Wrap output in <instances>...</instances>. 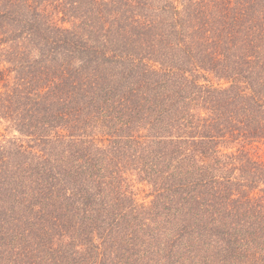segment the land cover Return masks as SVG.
<instances>
[{
	"label": "trees",
	"instance_id": "trees-1",
	"mask_svg": "<svg viewBox=\"0 0 264 264\" xmlns=\"http://www.w3.org/2000/svg\"><path fill=\"white\" fill-rule=\"evenodd\" d=\"M0 264H264V0H0Z\"/></svg>",
	"mask_w": 264,
	"mask_h": 264
}]
</instances>
